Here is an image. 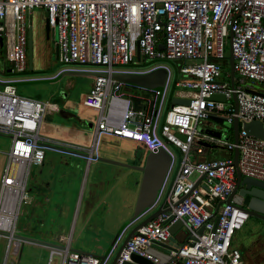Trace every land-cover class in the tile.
I'll return each mask as SVG.
<instances>
[{"label": "built area", "instance_id": "1", "mask_svg": "<svg viewBox=\"0 0 264 264\" xmlns=\"http://www.w3.org/2000/svg\"><path fill=\"white\" fill-rule=\"evenodd\" d=\"M37 9L44 11L56 34L58 61L92 67L77 72L98 75L83 100L86 108L98 113L96 143L92 150L76 153L94 161L97 142L111 136L141 143L153 154L165 151L171 159L156 203L142 217L158 209L162 212L132 235L117 264L133 255L159 264L146 251L167 244L170 228L178 222L184 238L170 252L168 264H242L241 252L232 247V241L249 215L228 199L236 185V170L242 178L264 182V139L244 130L252 122H260L264 130V0H0V134L11 141L0 178V236L10 235V240L18 210L29 202L30 168L42 166L46 150L64 153L40 136L42 117L50 105L18 96L14 86L22 81L14 76L28 67L26 19ZM227 41L234 60L233 78L224 51ZM137 49L139 63L147 69H123L137 63ZM159 61L184 62L179 67L183 80L175 86L191 90V96L188 106H175L166 114L158 134L156 118L165 89L156 114L147 115L134 109L133 100L146 102L155 111L160 93L125 85L111 75L164 68L170 76L167 67L153 63ZM259 87L263 91H257ZM129 88L153 93V103L128 93ZM212 96L224 101L210 100ZM209 117L230 125L229 140L213 135L221 132L215 122H209L211 130L198 132L199 124ZM169 146L182 155L175 168ZM219 146L238 151L237 167L232 158L193 160L203 154L204 147ZM170 175L172 181L166 187ZM10 211L14 220L8 216ZM49 250L47 264L56 258L58 264H107L113 255L101 259L68 247Z\"/></svg>", "mask_w": 264, "mask_h": 264}, {"label": "crops", "instance_id": "2", "mask_svg": "<svg viewBox=\"0 0 264 264\" xmlns=\"http://www.w3.org/2000/svg\"><path fill=\"white\" fill-rule=\"evenodd\" d=\"M33 12L28 14L26 19L27 44L29 28H31L32 52L34 50L33 45H36V49L38 50L39 47L43 45L42 43H44V41L46 42L51 39L50 41L54 44V52L56 55V43L54 42V38L48 37L45 32V13L42 16L43 23L41 22V24H39L37 22L34 24ZM34 28H36V33L34 32ZM34 39L36 40L35 44L33 42ZM28 59L27 45V64L29 61ZM64 71L72 70L64 69ZM170 79L171 75L169 76L164 95L167 93H174L175 90H173V88L177 89L175 86L177 81L172 83ZM126 91L134 95L142 96L149 100L150 103L154 101V94L149 91L136 88H129ZM86 95H84V98ZM164 95L156 118L158 134L159 127L164 123L166 117V115L161 117ZM190 96V92L177 91L175 92L174 99H188ZM49 105L50 107L47 108L49 109L48 112L59 114V112L62 111L54 104ZM66 105L68 111L63 112L69 115L62 118L65 120L68 118L74 119L75 115L72 113L73 107L68 102ZM133 106L135 110L144 111L147 115L155 114V111H153L150 106L148 107L146 102L133 100ZM75 120L79 124H62L64 128H67L66 135L72 138L71 142L45 139L49 144H52V146L73 153H76L78 150H92L96 143L95 125L98 120V115L95 123H89L80 118H75ZM208 124L207 121L201 123L204 127V131L212 129ZM84 128H87V130ZM88 133L90 135H88ZM214 148L215 147H204L203 154L201 156H195V159L206 161L213 160L211 157L207 158L208 156H205L204 153L205 149ZM54 153L58 155L47 157V159H44L41 167H36L34 176L31 178L32 184H29V188L27 187V179L26 192L29 194V202L24 205L26 208L24 213L29 229L26 231L30 235L36 233L39 237L31 238L33 240L23 238V243L38 248L47 255V261L44 264L48 263L50 247H68L72 251L93 255L98 258H105L115 253L121 247L135 225H137H133L132 223H135V221H138L142 217L135 215V206L143 175L142 170L151 153L141 143L111 136H103L97 142L96 151L94 152L97 159L94 161L89 162L84 157L73 153ZM170 178L172 181V177H169V179ZM169 179L166 187H169L171 184ZM22 206L23 205H21V207ZM18 213L14 221L13 239H9L10 235L0 236V238L9 240V245L13 244L15 246V244L19 242L17 244L19 248L21 241L14 239ZM149 216L150 215H147L142 218L144 220ZM36 227L38 229H36ZM119 227V233L116 235V231ZM74 235H76V238H74ZM118 237L120 239H118ZM183 238V232H176L174 235L175 244L181 243ZM117 239L118 241L115 246ZM12 240L18 242L15 243ZM10 241L12 242L10 243ZM236 243H238V241H236L235 238L232 241V247L241 252L242 260L245 262L244 264H251L252 261L249 258L250 253L235 247ZM258 243L259 241L257 244ZM163 252L170 254L167 250ZM111 259L107 264H110ZM258 259L259 257L257 261ZM57 262H59V259H57ZM36 264L43 263L38 261Z\"/></svg>", "mask_w": 264, "mask_h": 264}, {"label": "rangeland", "instance_id": "3", "mask_svg": "<svg viewBox=\"0 0 264 264\" xmlns=\"http://www.w3.org/2000/svg\"><path fill=\"white\" fill-rule=\"evenodd\" d=\"M44 12L42 10H34L33 20L34 24L37 22L43 23ZM36 33V28H34ZM51 40V39H50ZM44 41L43 45L36 49V45H33V52L31 53V60L28 61V69L26 73L14 76L15 79H22L21 82L15 83L17 95L31 100L40 101L42 103H49L56 105L59 110L68 111L66 103L68 102L73 107V115L75 118H80L81 120L87 121L89 123H95L97 120V112L92 109L86 108L83 104L84 95H86L94 80V76H87L82 74H66L67 72H77L80 69H90L92 67H83V66H66L63 65L60 61L57 60L54 52V44L52 41ZM56 41V34H54V42ZM34 44L36 40L34 39ZM2 49L0 48V51ZM38 51V52H37ZM225 57L229 61L230 58V45L229 41L225 43L224 46ZM0 63L2 61L0 60ZM159 65L167 67L170 71L171 82L183 80L182 75L179 73V67L184 65L182 61H159L153 62ZM31 65V66H30ZM142 63H135L128 67H123V69L128 70H146L147 66L144 67ZM8 67V64H6ZM64 69H71L72 71H64ZM93 69H96L95 67ZM80 72V71H78ZM84 72V71H82ZM65 73V74H64ZM1 77V76H0ZM3 78V77H1ZM171 83V84H172ZM175 92H190L189 89H175ZM257 91H263L260 87ZM175 92L170 94H165L162 107H161V117L165 116L166 113L171 110L172 101L175 98ZM140 106V105H139ZM49 109L45 111L42 117V128L40 131V136L42 138H48L58 141H67L71 142L72 138L68 137L66 134L67 128L62 126L65 124L76 123L75 118L63 119L58 113L48 112ZM211 126V125H210ZM230 125L225 123L223 126L218 125L215 129L221 131L219 136L223 140H228L232 136V132L229 129ZM87 130V128H84ZM200 129V130H199ZM198 132H203V125L199 124L197 127ZM88 135H90L88 133ZM11 141L7 136L0 134V178L2 171L6 162V154L9 152ZM196 145H193V150L196 149ZM170 150L173 152L174 168L177 166L178 162L182 158L180 152L172 146H169ZM230 151L226 150L223 147H216L214 149H205V156L207 158L211 157L216 160H227L230 159ZM58 155L53 151H45V159L49 156ZM195 161V156H193ZM39 168V167H38ZM36 167H31L29 170L27 187L29 184H32L31 178L34 176V170ZM170 177H172L170 175ZM171 178L169 179V182ZM20 209V208H19ZM26 208L24 205L21 207L20 212L18 213L17 222L15 225V234L14 239L20 240V246L14 251L13 244L9 245V240L0 238V264H36V262H42L43 264L47 261V255H45L40 249L33 246L23 243L24 239L38 238L39 235L29 234L26 230L29 229L26 215L24 211ZM36 229H38L36 227ZM42 230L41 228H39ZM119 229L116 231V235L119 233ZM183 231V230H182ZM76 238V235H74ZM236 238L238 243L235 244V247L249 252V258L252 261L251 264H264V221L249 217L245 226L238 232L234 234L233 239ZM13 242L17 243L18 241ZM10 241V243L12 242ZM259 243L257 244V242ZM19 243V242H18ZM108 249V247H107ZM113 253L112 258L115 256ZM259 257L258 261L257 258ZM244 264V260H242ZM53 264H58L57 259H54Z\"/></svg>", "mask_w": 264, "mask_h": 264}, {"label": "water", "instance_id": "4", "mask_svg": "<svg viewBox=\"0 0 264 264\" xmlns=\"http://www.w3.org/2000/svg\"><path fill=\"white\" fill-rule=\"evenodd\" d=\"M45 32L46 35L51 38H54V31L49 27L47 21H45ZM159 49H163V46H159ZM32 53V32L31 28H29V37H28V56L29 60H31ZM56 56H57V47H56ZM140 60L139 50L137 49V62ZM229 69L231 73V78L234 76V60L230 55L229 58ZM65 74V73H64ZM66 74H82V75H92L98 76L96 73H78V72H67ZM107 76V75H104ZM111 79L116 80L125 85L136 87L149 91H157L160 93L155 106V114L159 107L161 96L167 83L169 81V74L166 69L158 68L148 73H121V74H112ZM210 100L216 102H223L224 98L219 96H212ZM233 103L236 108V100L233 98ZM190 101L188 99H173L171 109L175 106H188ZM154 114V115H155ZM59 115L61 117H67L69 114L60 111ZM215 122L219 125H224L222 119L209 117L207 123ZM200 130V129H199ZM232 130L234 134V142L237 139L238 133V123L235 121L232 125ZM244 130L248 135L255 136L260 139H264V130L262 124L260 122H252L250 124L244 125ZM218 137V134H213ZM183 139L182 137H180ZM206 146V145H205ZM62 152L70 154L73 153L71 151H66L65 149H59ZM74 154V153H73ZM82 157L86 156L85 154L76 153ZM233 165L237 167L238 162V151L235 149L232 154ZM171 164V159L169 155L165 151H159L156 154H150L145 162V165L142 170V180L139 187L138 197L135 206V215L140 217L146 212L150 211L156 200L160 194L162 186L164 184L165 178L168 174L169 167ZM228 202H232L235 206L246 212L249 217L257 218L264 221V182H260L257 180H253L250 178H242L241 174L238 170H236V185L228 199ZM162 212L161 209L156 210L149 217L138 223L130 234L126 237L125 241L118 249L115 256L111 259L110 264H117V259L119 254L124 247V245L129 241L132 235L144 224L151 221L155 217H157ZM164 212H169L168 209L164 210ZM182 225L180 222L176 223L170 228V239L167 244H159L153 248L147 249V254L153 256L154 258L159 260V264H168L171 260L169 254L164 253V250L169 252L175 251L176 244L174 235L176 232L180 231ZM202 233L200 230L199 234ZM1 235V234H0ZM37 242V241H32ZM51 246V245H48ZM59 248V247H56ZM103 259V258H101ZM123 264H153L152 262L141 258L139 256L133 255L131 256L128 262H124ZM182 264V263H178Z\"/></svg>", "mask_w": 264, "mask_h": 264}, {"label": "bare ground", "instance_id": "5", "mask_svg": "<svg viewBox=\"0 0 264 264\" xmlns=\"http://www.w3.org/2000/svg\"><path fill=\"white\" fill-rule=\"evenodd\" d=\"M11 214H12V211H10V212L8 213V216L11 217ZM11 219H13V216L11 217ZM11 219H8V221L10 222ZM13 220H14V219H13ZM14 247H15V249H17L18 245L15 244Z\"/></svg>", "mask_w": 264, "mask_h": 264}, {"label": "trees", "instance_id": "6", "mask_svg": "<svg viewBox=\"0 0 264 264\" xmlns=\"http://www.w3.org/2000/svg\"><path fill=\"white\" fill-rule=\"evenodd\" d=\"M2 55H3V51L1 50V51H0V58L3 57ZM212 148H213V147H212ZM215 148H216V147H215ZM230 158H232V154H230Z\"/></svg>", "mask_w": 264, "mask_h": 264}, {"label": "flooded vegetation", "instance_id": "7", "mask_svg": "<svg viewBox=\"0 0 264 264\" xmlns=\"http://www.w3.org/2000/svg\"><path fill=\"white\" fill-rule=\"evenodd\" d=\"M51 37V35H49ZM28 45V44H27ZM263 221V220H262Z\"/></svg>", "mask_w": 264, "mask_h": 264}]
</instances>
